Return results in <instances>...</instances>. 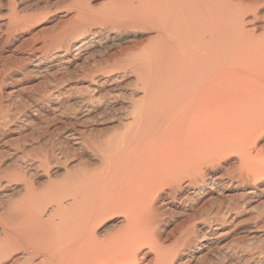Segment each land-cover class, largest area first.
<instances>
[{"label":"bare ground","instance_id":"bare-ground-1","mask_svg":"<svg viewBox=\"0 0 264 264\" xmlns=\"http://www.w3.org/2000/svg\"><path fill=\"white\" fill-rule=\"evenodd\" d=\"M106 1L101 10L92 11L83 0H75L62 34L25 46L22 70L43 78L62 77L17 123L29 125L44 112L64 117L68 108L81 126L90 121L100 125L105 137L93 142L85 139L84 128L65 127V148L50 158L27 163L15 153L19 182H11L16 186L4 196L13 197L1 202L0 264L183 263L182 255L197 238L189 234L183 236L182 248H166L158 231L163 211L157 202L179 213L180 202L209 196L220 187L210 174L213 162L236 147L244 165L238 172L241 180L252 188L260 183L264 192V149L257 144L264 136V0ZM2 4L0 0V14ZM41 9L34 14L37 18L53 12L48 6ZM6 11L7 19L0 18V61L15 35L35 19L25 11L20 14L16 4ZM111 16L120 18L114 31L98 23ZM132 40L125 50L105 55L115 59L101 69L100 59L109 48ZM96 54L103 55L91 60ZM80 60L87 63L86 70L66 80L62 74ZM0 71L4 73L2 67ZM73 150L88 153L93 163L85 166L87 160L79 158L84 164L76 165H84L82 171L65 170L61 183L47 177L50 181L45 179L48 186L41 192L26 179L37 166L62 167ZM90 163L98 169L95 165L89 170ZM115 213L125 215L122 225L101 239L107 229L101 233L99 227H110L106 221ZM229 214L222 202L199 217V232L205 236L201 249L220 236ZM258 238L264 247V234ZM251 260L245 264H264V250Z\"/></svg>","mask_w":264,"mask_h":264},{"label":"rangeland","instance_id":"rangeland-1","mask_svg":"<svg viewBox=\"0 0 264 264\" xmlns=\"http://www.w3.org/2000/svg\"><path fill=\"white\" fill-rule=\"evenodd\" d=\"M19 1L20 0H18V2ZM23 1L25 2L27 1L29 3L25 5V3L22 4ZM23 1L19 3L17 1H16L17 3L15 2L16 10L20 12V14L24 13L23 11H25L26 12L24 13L25 15H27L28 13L29 16L30 15L34 16L35 18L33 19L34 22H29L27 24V27L29 29L26 27L27 29H25L23 32H20L19 34L15 35L16 38H14L10 47L5 49L7 52L4 50V52L2 53L3 54L2 61H0V64H1L0 67H2L4 71V73L0 71V207H1L2 201H4L6 198L8 199L9 197H13V196H9V197L4 196L6 194H10L11 193L10 190H12L16 186V184H12V183H15V182L17 183V181L19 182L18 180L19 178H17V176L14 175V174H17L20 170L19 161L17 162L14 159L15 153L18 152L17 154L20 155V157H23V159H25V162L27 161V163L34 162L33 159L38 160L37 163H39V161H43V159L41 158L48 157V156H49L48 158H50L52 156V153L54 152L57 153L58 150H60V148L61 150L65 148L64 146L65 144H63L65 142V137H64V134L62 133H64L66 129L67 130L72 129V127L73 129L84 128L83 134H85V139L89 141L98 142L104 139L105 137L103 136L105 135L104 134L105 132L104 131H103L104 133L102 132V127L100 125L96 124V122L90 121L88 122L89 124L82 123L83 126H81V122H79L78 119H76L78 117L75 116L73 111L68 108L66 109L67 114L65 113L64 117L62 115H55L56 116L55 117L51 113L47 114L46 112H44L43 115L35 118L34 121H32V123L29 125H25V124L22 125L20 123H17L18 116H21V114L22 115L29 114L31 112L32 107L35 104H37L40 96L44 95L45 92L50 87H52V85L59 83L58 78L62 77L59 74L56 76L57 78H54L50 74V75H45L43 78V76L39 75L40 76L39 77L36 74L34 75V73L32 72H27V71L22 70L23 65L26 64V62L22 61L21 57L26 56L28 52L25 46L29 42L30 43L31 42H42V40H47L48 39L47 36H49V34L51 35L52 34L53 35L62 34L64 30L63 27L71 19L70 18L71 16L68 13H70V11L73 9L72 5L75 0H23ZM127 1H133L134 4H137V1L139 0H127ZM106 2H107L106 0H83V4L89 7L92 11L93 9L95 11H98V9L101 10L107 4ZM13 3H14V0H11V2H9V0H3L2 6L4 7H1V9L5 8V10L2 9L3 12L1 11V14H0L1 19L3 20L7 19L9 12L6 11V8H10L14 6L15 4ZM45 6L50 7L53 10V12L49 14L48 16H45L47 18L45 17L42 18L41 16L40 18L39 17L37 18L36 16H38V14H36L35 12L39 13L38 10L39 9L42 10L43 8L41 9V7H45ZM112 13L118 14L116 11H112ZM34 14H36V16ZM64 14H67V15H64ZM119 19L120 18L118 16H111V18L106 19L104 21L102 20L101 23L100 22L98 23L100 25L102 24L101 27L109 26V28L112 29L116 27L117 23H119ZM29 24L31 25V27L28 26ZM112 30L114 31V29ZM125 42L126 41L120 42L118 43L119 45H117L116 47L109 48L108 49L109 53L107 51V53H105L104 55L102 54L103 56L100 54H96V56H93V59L91 60H94L95 58L102 56V59H100L101 60L100 66L103 68L101 67L100 68L105 69L107 66L111 65L110 63L112 62V59H115V58H110L111 60L109 59L110 60L109 61L107 60V57H105V55L116 54L117 51L119 52L122 49L125 50L126 48H128V46L133 45L134 44L133 42H135V40L127 41L126 43ZM136 52L137 51H135V53ZM91 60H89L88 63H90ZM75 64L67 67L66 72L68 73L65 72V74H62L63 76L65 75L64 77L66 78V80H68L69 77L73 76L74 74H75L74 76L78 77L80 74H82L86 70L85 68L87 67V63L84 60L77 61ZM19 68H21V70H19ZM74 76L71 77L72 80ZM64 101L66 102L67 99L64 98ZM45 115H47V117L49 115V117L47 118L45 117ZM76 120H77V123H76ZM65 127L66 129H64ZM91 129H94V130L91 131ZM232 139L234 140V138ZM232 139L229 138V141ZM233 142L236 145V141H233ZM233 142H230V143H233ZM257 144L262 145L260 148L264 149L263 147L264 146V136L258 139ZM236 148H233L234 150L232 151H230L231 149H229L228 151L230 153L232 152L231 154L228 153L229 155L226 154L227 152H223L222 155H225V154L228 155L227 157H225L226 155L225 156L220 155L221 159L223 160H221L220 156H218L217 160L213 162V164L216 163L214 164V166L212 165L215 170L213 172L210 171V174L213 175L214 178H217V182H218L217 186H220V187H216L211 192L210 194L211 196L199 194L197 197H195L194 199H191L188 202H183V203L180 202L179 203L180 204L179 213H175V211L171 213L172 212L171 209L174 210V208L169 207L170 205L164 204L163 202H160V201L157 202L159 209L161 210L160 212L163 211L162 212L163 221L160 223L158 231L160 232L163 240L165 241L166 248L168 246H169L168 248H172L176 245H179V249H180V246L182 248V245L180 244V242H183L186 238L190 237L191 235H192L191 239L197 238L196 244L189 246V248L186 249L185 254L182 255L181 261L183 263H180V264H221V263L222 264H245L246 259L247 261L249 260L248 262H251L252 258L255 259L256 256L264 250L263 245L260 242H258L260 241L258 240L259 239L258 236H260L261 234H264V196H263L264 192L261 193L259 191L263 187L260 183H256L255 188L254 187L252 188L250 186L251 183H246V182L244 183L243 180H241L242 178L244 179V177H242L243 175L242 176H240V174L238 175V172L244 171L243 170L244 165L242 167V164H243L241 162L242 155H241V152ZM89 156L90 155H88V153L82 154L81 152H79V150L70 151L68 154L67 160H62V162L60 160L61 163L59 164V166L61 165L62 167H57L59 168L58 171H56L57 168L54 167L56 164L50 165L49 167H52L50 170L49 168H45V167H43L45 169H39V168H42V166H37L35 169H33L32 171L30 170L29 172L31 174H34V176L32 177V175L30 174L29 176L31 177H27L26 179L30 180L31 178V180L28 182L30 183L33 182L32 184L34 185V188L37 189L38 187L39 189L37 190L41 192L44 189H46V187L48 186V182L46 181L51 180L55 183H61L60 181H62L63 180L62 178H64L62 176H65L67 171H71L72 169L75 170V168L77 169L76 172L82 171V169L85 168V167H82L84 165L82 166L76 165L77 163L84 164L81 159L85 158L83 161L87 160L85 162V166L89 162L93 163V161L90 159ZM87 158H89L90 160ZM62 163H65V164L62 165ZM71 164L72 165L75 164V166H78L81 168L74 167V165L71 166ZM97 165L98 164H92L91 166L89 165L87 166H89L88 168L89 170H94V168L98 169L99 166ZM228 174L231 176H229ZM12 175L14 176L12 177ZM238 176H240V179L238 178ZM47 177L51 179L48 180ZM242 182L244 183L243 185H242ZM42 187H43V190L41 189ZM251 190L257 191V193L253 197L245 195L247 191H251ZM222 202L223 204L228 206V208L230 209V214H229L230 216L224 223V227H222V229L219 230L220 231L219 232L220 236L218 237L219 239L216 238L215 241L207 249H201V245L204 241L200 242V240H202V238L205 239V236L202 237V234H200L199 232V229L202 227L201 223H199L200 221H198L199 217L201 215L203 216L206 215L211 210L217 209L218 206L222 204ZM243 202L245 204L240 205ZM236 208L238 209L236 210ZM115 214L117 215L115 216L111 215L112 217H108L109 220L106 219L107 220L106 225L109 224L110 227L104 228L105 225L103 226L101 225V227H99V230L101 231V233L103 232L104 229L105 230L107 229L102 234L100 233L102 235L101 239L108 236L107 234H112L115 231L119 230L117 226L119 225L120 227L122 225V220L123 218H125L124 217L125 215L122 216L123 213L122 214L115 213ZM187 224H190V225H187ZM254 225L257 227H255ZM187 226L188 228H186ZM255 228H258V229H255ZM108 229L113 230V232H110ZM182 233L184 234L188 233V234L183 235ZM253 234L255 235V237H252ZM183 236H186V238H184ZM180 239H183V240H180ZM147 249L148 247L145 248V250ZM221 257L224 259H222ZM138 264H141V262L139 261Z\"/></svg>","mask_w":264,"mask_h":264}]
</instances>
